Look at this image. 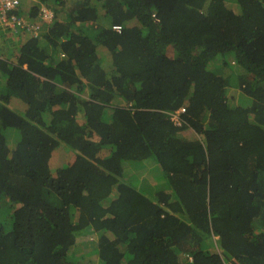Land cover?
<instances>
[{
  "label": "trees",
  "instance_id": "16d2710c",
  "mask_svg": "<svg viewBox=\"0 0 264 264\" xmlns=\"http://www.w3.org/2000/svg\"><path fill=\"white\" fill-rule=\"evenodd\" d=\"M52 1L0 27V264H264V0Z\"/></svg>",
  "mask_w": 264,
  "mask_h": 264
},
{
  "label": "rangeland",
  "instance_id": "374dc122",
  "mask_svg": "<svg viewBox=\"0 0 264 264\" xmlns=\"http://www.w3.org/2000/svg\"><path fill=\"white\" fill-rule=\"evenodd\" d=\"M50 1H51L49 3L50 7H54L52 4L53 1L52 0H50ZM75 1H79V0H65L66 7L73 5ZM34 4H39V6H40V0H24V1H21V9H22L23 13L24 14L28 13L30 6L34 5ZM41 6H45V5L42 4ZM14 32L17 33V31H14ZM24 38H26V37H24ZM2 41H3V38L0 37V42H2ZM11 44L12 43L10 41H8V46H10ZM101 55H102L101 56L102 57L101 58V66L106 71H108V68L110 67V64H111L110 58L103 57V54H101ZM240 74H241V70L239 68H235L233 73H232V75H234V76H238ZM234 89H236V87H234ZM229 93L232 94L231 92H229ZM10 132L11 133H9V139L11 142H14L16 137H17V134L13 131H10ZM13 146L14 145H12L10 147H13ZM61 146L62 147L60 149H58V152H56L57 154L53 157V162H52L53 165L51 164L52 165L51 172L53 175L55 174L56 169H58V167L60 165L67 164L66 162L70 161L72 159V156H75V153L73 151L68 150L67 148H65L64 145H61ZM139 166H140V164H139ZM127 168H136V166L128 165ZM150 183H152V182H149V183L144 182L142 185L143 188L144 189L146 188V190L152 189ZM158 184H159V182H157V184H155V185L153 184V185L157 186ZM165 185L166 186L160 187V188L169 190V188H168L169 183H167V177L165 180ZM150 197L154 198V196H150ZM1 216L2 215H0V217ZM9 228H10V226L8 224H6L5 229L8 230ZM94 252H96L95 251V243H94V249L90 245H83L81 247L74 249V253L76 254V256L83 255L82 259L79 260V262H81V264H101L96 257V253L94 254ZM91 262H93V263H91Z\"/></svg>",
  "mask_w": 264,
  "mask_h": 264
},
{
  "label": "built area",
  "instance_id": "2783aa9c",
  "mask_svg": "<svg viewBox=\"0 0 264 264\" xmlns=\"http://www.w3.org/2000/svg\"><path fill=\"white\" fill-rule=\"evenodd\" d=\"M21 6V0H0V27L9 30L24 31L36 38L39 35L41 24H48L54 18L53 12L45 6H41L38 17L41 22H32L25 18L22 13L16 14ZM172 120L179 125L176 117Z\"/></svg>",
  "mask_w": 264,
  "mask_h": 264
},
{
  "label": "crops",
  "instance_id": "0c3cea01",
  "mask_svg": "<svg viewBox=\"0 0 264 264\" xmlns=\"http://www.w3.org/2000/svg\"><path fill=\"white\" fill-rule=\"evenodd\" d=\"M165 180H166V176L164 175V176H160V178L158 179V180H152V183H150L151 184V187H152V189H148L150 192H155V190H156V188H160V187H164V186H166L165 185ZM157 182H159V184L157 185V186H154L155 184H157ZM167 183H168V180H167ZM154 184V185H153ZM142 186H139L138 188H141ZM146 194H148V193H146ZM150 196H152L151 194H150ZM152 198V197H151ZM215 239V240H214ZM214 241H216V239H217V237H214ZM213 241V242H214Z\"/></svg>",
  "mask_w": 264,
  "mask_h": 264
},
{
  "label": "clouds",
  "instance_id": "9594fccd",
  "mask_svg": "<svg viewBox=\"0 0 264 264\" xmlns=\"http://www.w3.org/2000/svg\"><path fill=\"white\" fill-rule=\"evenodd\" d=\"M22 1H24V0H22ZM42 4H40V6H41ZM45 5V4H44ZM46 7V6H45ZM48 8V7H47ZM49 9V8H48ZM51 10V9H50ZM52 11V10H51ZM24 16V15H23ZM25 17V16H24ZM26 18V17H25ZM29 20V19H28ZM30 21H32V22H37V21H33V20H30ZM45 26V24H41V29H40V32H39V35H40V33L42 32V30H43V27ZM26 35L27 36H25V37H28V34L26 33ZM38 35V36H39ZM182 112H183V110H181ZM173 117H176L177 118V120H178V122H179V125H177L173 120V122L175 123V125H177V126H179V127H181L182 126V121L179 119L180 118V113H177L176 115H173ZM142 186V185H141ZM143 187V186H142ZM216 241H217V239H216Z\"/></svg>",
  "mask_w": 264,
  "mask_h": 264
},
{
  "label": "bare ground",
  "instance_id": "6f19581e",
  "mask_svg": "<svg viewBox=\"0 0 264 264\" xmlns=\"http://www.w3.org/2000/svg\"><path fill=\"white\" fill-rule=\"evenodd\" d=\"M39 11V10H38Z\"/></svg>",
  "mask_w": 264,
  "mask_h": 264
}]
</instances>
